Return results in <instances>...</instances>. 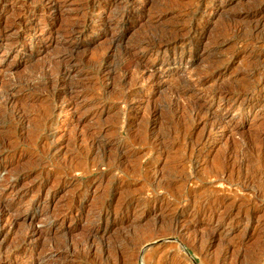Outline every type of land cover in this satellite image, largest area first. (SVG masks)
Segmentation results:
<instances>
[{
  "label": "rangeland",
  "instance_id": "obj_1",
  "mask_svg": "<svg viewBox=\"0 0 264 264\" xmlns=\"http://www.w3.org/2000/svg\"><path fill=\"white\" fill-rule=\"evenodd\" d=\"M0 115V264H264V0H0Z\"/></svg>",
  "mask_w": 264,
  "mask_h": 264
},
{
  "label": "bare ground",
  "instance_id": "obj_2",
  "mask_svg": "<svg viewBox=\"0 0 264 264\" xmlns=\"http://www.w3.org/2000/svg\"><path fill=\"white\" fill-rule=\"evenodd\" d=\"M72 26H73V25H72ZM72 30H73V29H72ZM174 37H175V36H174ZM14 41H15V40H14ZM10 42H11V41H10ZM168 42H169V41H168ZM158 43H159V42H158ZM164 43H165V42H164ZM7 44H8V43H7ZM13 44H14V43H13ZM10 46H11V45H10ZM165 48H166V47H165ZM204 50H205V49H204ZM209 51H210V50H209ZM61 60H62V59H61ZM52 66H53V65H52ZM60 66H61V65H60ZM64 66H65V65H64ZM64 66H63V68H64ZM68 67H69V66H68ZM68 67H67V69H68ZM61 68H62V67H60V69H61ZM64 69H65V68H64ZM57 70H58V68H57ZM57 70H56V71H57ZM62 70H63V69H62ZM158 70H159V69H158ZM58 71H61V70H58ZM58 71H57V72H58ZM65 71H66V70H65ZM69 71H70V69H69ZM46 72H47V71H46ZM63 73H64V71H63ZM66 73H67V72H66ZM68 73H69V72H68ZM153 73H154V71L152 72V74H153ZM155 73H156V72H155ZM56 74H57V73H56ZM59 74H60V73H59ZM59 74L57 75V77L59 76ZM64 74H65V73H64ZM150 74H151V73H150ZM69 75H70V74H69ZM64 76H65V75H64ZM62 77H63V76H62ZM53 79H54V78H53ZM53 79H52V80H53ZM191 79H192V78H191ZM55 82H56V81H55ZM57 82H58V81H57ZM17 83H18V82H17ZM39 87H40V86H39ZM9 88H10V87H9ZM6 89H8V87H7ZM7 94H8V93H7ZM7 94H6V95H7ZM11 95H12V94H11ZM3 97L6 98L5 93H4V96H3ZM15 97H16V96H15ZM6 99L9 100V101H11L10 95L7 96ZM54 99H55V98H54ZM60 99H61V98H60ZM3 100H4V99H3ZM12 100H13V99H12ZM55 100H56V99H55ZM237 100H238V99H237ZM3 102H4V101H3ZM50 102H52V101H50ZM9 103H10V102H9ZM5 104H6V103H4L3 105H5ZM10 104H11V103H10ZM3 105H2V106H3ZM4 108H5V106H4ZM48 108H49V107H48ZM50 108H51V107H50ZM16 109H17V108H16ZM16 109H15V111H16ZM22 109H23V108H22ZM9 110H10V109H9ZM11 111H13V110L11 109ZM22 111H23V110H22ZM1 112H3L2 114L5 113L4 111H1ZM6 112H7V111H6ZM8 112H9V111H8ZM18 112H19V111H18ZM47 112H48V111H47ZM11 113H12V112H11ZM15 113H16V112H15ZM24 113L26 114V112H24ZM24 113L22 112V114H24ZM27 113H28V111H27ZM2 114H1V115H2ZM19 114H20V113H19ZM40 114H41V113H40ZM1 115H0V117H1ZM4 115H5V114H4ZM4 115H3V116H4ZM12 115H13V113H12ZM26 115L28 116V114H26ZM149 115H150V114H149ZM15 116H16V115H15ZM5 117L7 118V115H6ZM11 117H12V116H11ZM13 117H14V115H13ZM19 117H20V116H19ZM46 117H47V116H46ZM4 119H5V118H4ZM10 119H11V118H10ZM18 119H19V118H17V120H18ZM24 119H27V118H24ZM15 120H16V119H15ZM15 120H14V121H15ZM10 121H11V120H10ZM14 121H13V122H14ZM21 121H22V120H21ZM21 121H20V122H21ZM6 122H7V121H6ZM11 122H12V121H11ZM18 122H19V121H18ZM43 122H44V120H43ZM3 123H4V122H3ZM3 123H1V124H3ZM9 123H10V122H9ZM9 123H8V124H9ZM14 124H16V123H14ZM17 124H18V123H17ZM17 124H16V126H17ZM22 124H23V123H22ZM39 126H41V125H39ZM6 127H7V125H6ZM8 127H9V126H8ZM25 127H26V126H25ZM3 128H4V127H3ZM13 129H14V128H13ZM15 130H16V129H15ZM23 130H24V129H23ZM1 131H2V130H1ZM14 132H15V131H14ZM19 132H20V131H19ZM10 144H11V143H10ZM4 145H5V144H4ZM6 145H7V144H6ZM6 145H5V146H6ZM1 146H2V145H1ZM3 148H4V147H3ZM2 150H3V149H2ZM95 155H96V154H95ZM120 157H121V156H120ZM242 157H243V156H242ZM101 206H102V205H101ZM100 208H101V207H100ZM102 208H103V207H102ZM24 232H25V231H24ZM92 237H93V236H92ZM67 246H68V245H67Z\"/></svg>",
  "mask_w": 264,
  "mask_h": 264
}]
</instances>
